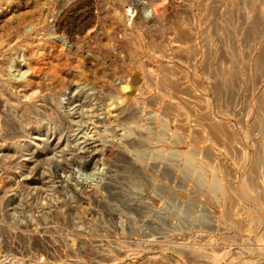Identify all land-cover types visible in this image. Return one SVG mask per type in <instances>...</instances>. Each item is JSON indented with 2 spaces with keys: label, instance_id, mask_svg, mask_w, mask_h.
Instances as JSON below:
<instances>
[{
  "label": "rangeland",
  "instance_id": "obj_1",
  "mask_svg": "<svg viewBox=\"0 0 264 264\" xmlns=\"http://www.w3.org/2000/svg\"><path fill=\"white\" fill-rule=\"evenodd\" d=\"M0 264H264V0H0Z\"/></svg>",
  "mask_w": 264,
  "mask_h": 264
},
{
  "label": "bare ground",
  "instance_id": "obj_2",
  "mask_svg": "<svg viewBox=\"0 0 264 264\" xmlns=\"http://www.w3.org/2000/svg\"><path fill=\"white\" fill-rule=\"evenodd\" d=\"M259 21V20H258ZM208 126V125H207ZM217 128H220V126L218 125H211V130H212V136L213 138L216 139V141L218 140H222V138H224V136L226 135V132L221 128V130H218ZM230 132V131H229ZM228 133V132H227ZM229 134V133H228ZM228 138V137H227ZM226 139V138H225ZM214 140V139H213ZM228 140V139H227ZM226 141V140H225ZM262 154V153H261ZM256 157V156H255ZM259 159V158H258ZM258 162V160H257ZM254 170V169H253ZM254 180L252 177H249L247 179H245V181L243 182L242 184V189L245 191V192H253L256 194V190L254 189L253 185H254ZM226 192V191H225ZM228 192V191H227ZM232 195V194H231Z\"/></svg>",
  "mask_w": 264,
  "mask_h": 264
}]
</instances>
